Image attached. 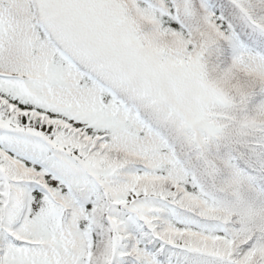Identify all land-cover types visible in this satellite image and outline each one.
Here are the masks:
<instances>
[{"label": "snow or ice", "instance_id": "1", "mask_svg": "<svg viewBox=\"0 0 264 264\" xmlns=\"http://www.w3.org/2000/svg\"><path fill=\"white\" fill-rule=\"evenodd\" d=\"M0 264H264V0H0Z\"/></svg>", "mask_w": 264, "mask_h": 264}]
</instances>
